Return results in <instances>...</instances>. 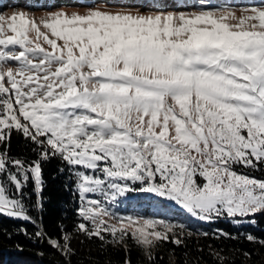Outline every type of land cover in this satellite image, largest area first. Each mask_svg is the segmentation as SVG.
I'll use <instances>...</instances> for the list:
<instances>
[{
    "label": "snow or ice",
    "instance_id": "snow-or-ice-1",
    "mask_svg": "<svg viewBox=\"0 0 264 264\" xmlns=\"http://www.w3.org/2000/svg\"><path fill=\"white\" fill-rule=\"evenodd\" d=\"M194 7L0 12V217L33 225L16 231L61 264H114L112 250L123 253L116 264H134L133 249L135 264H236L254 253L223 241L264 248L251 232L117 211L136 193L204 223L255 224L264 213V176L255 175L264 171V3ZM14 136L25 151L13 152ZM52 159L69 172L79 206L72 229L49 232ZM78 235L100 242L95 257L80 256ZM192 239L199 246L189 250Z\"/></svg>",
    "mask_w": 264,
    "mask_h": 264
},
{
    "label": "trees",
    "instance_id": "trees-1",
    "mask_svg": "<svg viewBox=\"0 0 264 264\" xmlns=\"http://www.w3.org/2000/svg\"><path fill=\"white\" fill-rule=\"evenodd\" d=\"M194 0H154L151 5H155L158 7L169 5L171 7L172 2H175L178 8L180 7H191L193 5ZM213 2H217V0H211ZM232 1H243V2H256L264 0H232ZM167 3V4H166ZM173 5V6H174ZM186 5V6H185ZM150 7V6H148ZM175 7V6H174ZM12 150L13 152H23L25 151V144L22 137H13L12 140ZM61 163L58 159H52L44 165V177L46 180V187L44 189L45 196V205L43 212V223L46 226V229L49 232H53L58 223H63L67 226L68 229H72L76 222V208L79 206V198L73 191L74 185L70 179L69 172L65 170L64 172H60L59 169L61 167ZM66 167V166H65ZM258 176H263L264 171H257L255 173ZM31 191V188L27 189ZM35 197L33 196V200ZM124 203L127 207L136 205L134 202V198L129 199V197L120 205V210L123 212L129 211L128 208H124ZM138 203V202H137ZM177 215L171 216L172 218L183 220L180 217L181 210H177ZM35 214V213H33ZM187 223H190L192 227L196 230H203L211 232L217 228L224 229L230 233H248L251 232L254 235L264 238V213H258L255 216V224L252 223H242L237 225L234 221L228 218H221L212 223H204L196 220H183ZM21 226L27 227L29 231H34V226L22 221L12 220L8 217H0V264H61L62 258L56 253L53 249L48 247L47 244H41L30 240L27 236L22 233H17V229ZM11 232L12 236L9 238L8 233ZM83 241L81 244L80 242ZM98 240H88L82 235L76 236L73 241L74 247L79 250L80 256H85L89 251L93 254V257L96 256L97 249L99 246ZM189 250L198 247L195 239L190 240L189 242ZM216 244L220 245V241L214 240H205L203 238L200 239L199 244ZM19 244L23 250L21 251L16 245ZM223 244L227 245L229 248L238 247L243 249L251 250L254 255L251 261H244L242 257H236V264H264V248L259 245H254L248 243L245 240H241L240 242L236 241H223ZM167 248L171 249L174 246L169 244L166 245ZM44 252V255H38V252ZM112 260L114 264L116 262H121L123 253L112 250ZM182 249L176 248L177 254L182 253ZM195 255V253H193ZM138 258L137 251L133 249L132 252V260L135 264ZM76 258H74L75 260Z\"/></svg>",
    "mask_w": 264,
    "mask_h": 264
},
{
    "label": "rangeland",
    "instance_id": "rangeland-1",
    "mask_svg": "<svg viewBox=\"0 0 264 264\" xmlns=\"http://www.w3.org/2000/svg\"><path fill=\"white\" fill-rule=\"evenodd\" d=\"M145 1L146 0H0V12H6L10 14L14 10H23L29 12L30 15H34L37 18H39L41 16H44L49 11L64 10L65 12L68 13H72V12L83 13L87 11L89 7H94V6L104 7L105 5H106V10H110V11H116L121 9H125V10L131 9L135 11L139 9L140 11L145 13H153L159 11L180 12V11L195 10L194 6L200 3V0H194L193 5L191 7L188 6V7L178 8L176 5H174L175 2H172L171 7L169 5L158 7L155 5H151L153 3L147 5V3L149 4V2H145ZM153 1L154 0H150V2ZM162 1L168 2V0H162ZM211 2L215 3L213 1ZM232 2L237 5H249V4L258 5L260 3H264L262 1H256L252 3L243 2V1H237V2L232 1ZM37 3L43 4L44 7L42 8L30 7V5H34ZM128 197L129 199L134 198V202L136 205L127 207L126 204L124 203V208L125 209L128 208L129 211L123 212L120 210L121 207L119 206L117 211H119L120 213L126 214L129 212L140 211L146 216H152L159 213L160 215L171 217L172 215L175 216L179 214L177 213V210L179 209L181 210L180 217L183 220H192L189 217H187V214L181 208H179V206L173 203L161 202L155 198L146 197L143 194H136V193H131L128 195Z\"/></svg>",
    "mask_w": 264,
    "mask_h": 264
}]
</instances>
